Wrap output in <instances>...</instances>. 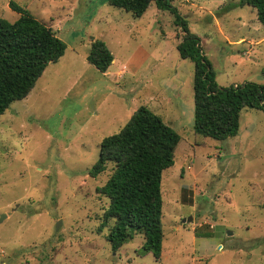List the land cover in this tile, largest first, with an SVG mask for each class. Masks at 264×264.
Returning <instances> with one entry per match:
<instances>
[{
    "label": "rangeland",
    "instance_id": "374dc122",
    "mask_svg": "<svg viewBox=\"0 0 264 264\" xmlns=\"http://www.w3.org/2000/svg\"><path fill=\"white\" fill-rule=\"evenodd\" d=\"M239 1L170 0L220 87L264 85V27ZM10 2L66 50L0 117V264H264V112L244 109L224 141L194 133V68L176 50L175 15L155 3L135 18L106 0H0L9 22ZM93 40L113 56L105 75L86 60ZM141 106L180 137L161 178L160 259L141 253L142 234L112 251L96 189L113 165L88 175L102 139Z\"/></svg>",
    "mask_w": 264,
    "mask_h": 264
},
{
    "label": "trees",
    "instance_id": "16d2710c",
    "mask_svg": "<svg viewBox=\"0 0 264 264\" xmlns=\"http://www.w3.org/2000/svg\"><path fill=\"white\" fill-rule=\"evenodd\" d=\"M108 5L140 18L151 3L157 9L175 15L182 27V40L176 45L178 55L193 63V131L196 135L224 141L237 135L240 114L244 109L264 112V85L245 82L220 87L200 39L190 33L184 21L170 5V0H106ZM256 10L264 27V0H240ZM19 17L14 22L0 18V117L14 102L28 96L49 64L56 63L66 50L51 28L38 21L29 11L10 2ZM87 62L106 73L113 56L101 40H93ZM180 142L178 134L146 107L137 108L121 130L102 139L99 155L88 175L96 177L107 164L111 175L97 192L108 200L101 231L108 224L106 237L112 251H117L142 234L141 253L160 259L162 253V172L173 166Z\"/></svg>",
    "mask_w": 264,
    "mask_h": 264
},
{
    "label": "water",
    "instance_id": "95a60500",
    "mask_svg": "<svg viewBox=\"0 0 264 264\" xmlns=\"http://www.w3.org/2000/svg\"><path fill=\"white\" fill-rule=\"evenodd\" d=\"M6 217V215H4V214H1L0 215V223H1V221L4 219ZM59 227V226H58ZM58 227H56V230H58Z\"/></svg>",
    "mask_w": 264,
    "mask_h": 264
},
{
    "label": "crops",
    "instance_id": "0c3cea01",
    "mask_svg": "<svg viewBox=\"0 0 264 264\" xmlns=\"http://www.w3.org/2000/svg\"><path fill=\"white\" fill-rule=\"evenodd\" d=\"M106 73H107V72H106ZM106 73H105V74H106ZM103 74H104V73H103ZM105 74H104V75H105Z\"/></svg>",
    "mask_w": 264,
    "mask_h": 264
}]
</instances>
